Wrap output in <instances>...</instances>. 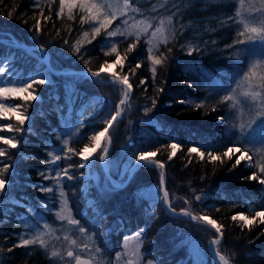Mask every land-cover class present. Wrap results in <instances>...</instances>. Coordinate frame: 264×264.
<instances>
[{
	"label": "trees",
	"instance_id": "obj_1",
	"mask_svg": "<svg viewBox=\"0 0 264 264\" xmlns=\"http://www.w3.org/2000/svg\"><path fill=\"white\" fill-rule=\"evenodd\" d=\"M34 3L41 4L45 16L49 15L48 0H0V61L9 66L6 74L14 79L46 80L44 85L35 84V91L30 89L37 99H13L14 104L23 105L18 112L29 116L22 126L25 131L2 132L8 137L16 136L21 142L16 148L0 142V147L7 150V155L0 157V167L4 162L11 164L5 177L10 181L5 185L6 194L0 193V249H3L0 264H61L60 259L51 257L48 247H14L12 252L8 248L20 243L34 212L58 221L52 210L61 201L59 185L39 173L55 175V171L69 165L73 166L68 171L74 178L65 177L62 181L68 206L73 218L94 234L104 253L114 256L126 235L143 229L142 251L147 261L222 264L210 251L209 242L216 238L215 230L188 216L173 214L158 198L166 188L177 213L187 208L193 215L208 216L222 225L224 237L217 247L229 264H264V235L260 234L264 232V224L255 217L256 211H264L261 207L264 185L244 179L252 172L264 178V173L247 167V158L232 168L245 151L253 165L264 164V150H256V144H247L237 127V114H241L242 107L245 131L249 121L256 118V105L243 95L250 90L244 74L259 61L257 72L264 75V57L259 55L258 48L256 54L250 53L247 50L250 45L226 47L237 39H246L237 35V29L243 30L240 17L235 15L237 11L246 19L255 17L250 22L259 26L264 17L261 0H243V6L241 0H135V6L141 8L136 13L137 19L151 23L150 31L159 20L179 9L172 20L176 37L153 51L157 57L162 53L167 57L156 65L154 80L145 34L126 59L125 49L135 42V35L126 40L119 36L111 38L118 41L123 65L115 63L111 73L103 70L101 76L108 81L105 83H98L87 74L89 68L99 71L106 60L109 65L116 59L115 54L104 55L105 35L102 33L91 44L83 43L81 60L75 52L76 41L83 39V32L90 31V25L78 22L82 15L79 9L74 11L75 22L66 17L59 20L56 18L59 0H56L51 5L53 20H42L43 31L36 33L30 31L35 23L33 16L38 17L40 11ZM118 23L119 19L114 20L109 31L119 27ZM47 56L49 65L45 61ZM136 63L140 67L133 73L131 68ZM109 74L127 75L133 88L126 104L120 106L124 112L109 130L111 143L105 141L106 167L98 159L102 149L90 161V177L84 178L81 175L89 169L77 166L84 163V158L68 153L71 159H65L58 150L72 148L80 152L85 145L92 147L91 135L107 127L105 121L115 114L123 98L121 87L111 82ZM142 79L144 85L139 84ZM226 95H232L233 100L224 101ZM153 99L156 107L146 111ZM180 100L185 103H178ZM195 104L203 106L197 108ZM221 115L225 120L217 119ZM11 117L2 121L15 127L17 114ZM236 136H241L240 141H235ZM64 141H68L67 145ZM173 143L180 147L169 159L172 152L169 145ZM194 147L205 153L203 159L199 152H189ZM233 147L240 152L233 154L229 151ZM158 148L155 159L165 165L163 185L160 169L138 165L136 159L141 150L154 152ZM213 149H219L214 155L227 151L232 159L223 156V163L210 160L208 152ZM52 152L61 155L59 167L43 163L51 159L48 154ZM134 165L135 171L130 176ZM40 186L51 187L53 191L41 192ZM157 188L161 189L159 193ZM196 195L201 196L200 201L195 200ZM241 213L249 220L255 217V223L245 226L243 221L231 219Z\"/></svg>",
	"mask_w": 264,
	"mask_h": 264
},
{
	"label": "snow or ice",
	"instance_id": "obj_2",
	"mask_svg": "<svg viewBox=\"0 0 264 264\" xmlns=\"http://www.w3.org/2000/svg\"><path fill=\"white\" fill-rule=\"evenodd\" d=\"M56 0H48V6H49V15L45 16L44 14V8L39 3H34V7L39 8V14L38 17L36 15L33 16V19L35 23L30 28V31H34L36 33H40L43 31V27L41 24V21H52L53 17L51 15V5L55 4ZM261 4L264 5V0H261ZM241 6H243V0H241ZM79 9V13H82V15H79V23L81 25L88 24L90 25V31H84L83 32V39L77 40L75 45V52L78 55V58L83 60V55L81 53V46L83 43L91 44L97 37L101 36L103 33L105 35V40L103 43L102 48H106L107 51H104V55L106 56H112L115 54L116 59L113 61L117 65H123V60L120 58V51L118 50V41H115L111 38L115 37H124L125 40L128 37H132L135 35V42L129 43L128 47L125 49L124 59L127 58V54L129 52L134 51L136 48V44L140 42V33L139 32H133L127 30V28H124L123 30L121 27H117L111 31L109 29L112 27L113 21L117 19V11H119L120 16H126L128 12L132 13H140L141 8L135 6V0H122V3L120 0H116L114 3L113 0H59V6L58 10L56 11V18L59 20H64L65 17L69 21L75 22L77 20V16L74 14V11ZM155 7H153L152 11H155ZM15 11V9H13ZM179 9H177V12ZM177 12H173L172 16L168 18L167 25L165 24V20L161 19L159 20V26L155 28V31L151 33V36L156 39V43L153 45V41L149 40L148 44L153 45L152 47L148 48V59L152 63L151 72L153 80L155 79L156 75V65L162 64L167 57L162 53L160 57H157L153 54V47H159V44H165L167 45L169 43V33L171 34L172 38L175 39L176 37V29L172 23L173 17L177 16ZM11 15V14H10ZM236 17H240L239 23L243 26V30L237 29V35L238 37H246V39H237L233 42L232 45H226V47H233L235 45H250L247 50L252 53L253 55L256 54V48L259 49V55L261 57H264V17H262L259 21V26H254V23H251V21H255V17H251L250 20L246 19L241 16V13L239 11L236 12ZM231 20L232 17H229ZM27 23V21H25ZM123 25H128V20L124 19L122 21ZM140 25H145L143 28V31L146 33L149 28L152 27L151 23L145 24L144 20H141L138 22ZM132 28H136L137 25H132ZM59 35V33H57ZM91 35V38L89 39V36ZM182 35V33H181ZM65 44H68V40H64ZM172 49L169 48L168 52H171ZM87 63V61H85ZM108 66V61L106 60L104 62V65L100 68L99 71H92L91 68H89L87 71L90 74V76L98 83H105L108 82L106 79H104L101 76V73L103 72V68ZM260 66V62L257 61L253 63L247 70V72L244 74V80L247 82V85L249 87V91H246L243 93L244 97L250 98L252 103L256 105L257 107V113L256 118L249 121L248 124V130L245 131V126L241 124L240 126V135L244 138V140L247 142V144H264V75L257 72V68ZM140 64L136 63L135 67L131 68V71L134 73L135 68H139ZM9 66L4 64L2 61H0V83H3V78L6 75V72L8 71ZM110 80L114 84H118L122 89V95L123 98L119 102V106H117L118 110L115 111L114 115H111V118L105 123L107 124V127L103 129V131H98L96 134L91 135L90 140L93 142L92 152H95L97 148L100 147V141L102 138H105L106 134L108 133L109 128L112 127L113 122L116 121L117 117H120L121 114L124 112V108L120 107L122 105H125L126 102L129 99L130 92L133 88V85L129 82L128 76H117L116 74H109ZM48 83H51V81H47ZM46 83L45 79L36 80L35 77H31L28 80L23 79H16V80H8L9 86H2L0 87V99L7 100L10 97H18L21 96V94L27 93V95L23 96V100L27 101L29 98L32 100L37 99L36 96L32 95V92L29 91V89H35L33 86L35 84L44 85ZM140 85L145 84V80L139 81ZM254 88H259L260 91L253 90ZM146 91V89H145ZM160 91H163V89H160ZM224 101H232L233 96L232 95H226L223 97ZM178 103L184 104V100L178 101ZM188 103H193L192 101H189ZM202 104H195V107L200 108L202 107ZM235 107V103L232 105ZM23 107V105L20 104H14L9 105L6 103H0V117H4L6 119L11 120L12 117L8 115V113H16L17 114V125L14 127L12 123H8L5 125L0 126V131H5L8 133L11 132H17L22 133L25 131V129L22 127L25 123V120L29 119L28 115H25L24 112H18V109ZM156 107V100H152L151 107L146 109V111H151L152 108ZM27 109H25V112ZM217 119L223 121L225 120V117L223 115L218 116ZM88 138V137H85ZM111 136H107V143H111ZM0 142H2L4 145H8L10 148H16L17 145L21 142L19 139H17L16 136L8 137L6 135H0ZM68 141H64V145H67ZM169 147L172 149V152L169 156V159H171L172 156L175 155L176 149L180 147L179 144H171ZM59 152H62L65 159H71V157L68 155V153H73L76 156H83L84 161H88L91 153H89V148L87 145L84 146L83 150L80 152H75L72 148H67L65 151L64 148H60L58 150ZM159 151V148L154 151L150 152L147 150H141L138 157L136 158L139 162H142L143 166H152L154 168L160 169V182L161 185H163L164 182V174L163 169L165 165L155 159L157 152ZM229 151H232L233 154L240 152L239 148H233ZM189 152H199L201 159L204 158L205 153L200 152V149L198 147H194L189 149ZM213 152H219V149H213V151L208 152V158L212 161L220 160L221 163H223V156H228V152L225 151L221 155H214ZM7 150L3 147H0V157L6 156ZM51 159L45 160L43 163L46 164H53L56 165V167H59L57 165V162L61 160V155L56 154V152H52L48 154ZM108 155V148H103V154L98 157L99 160H105ZM247 158L249 161V164L246 165L249 168L255 167L259 170L260 173H264V164L257 163L253 165L251 163V156H248L247 151H245L242 155H240L234 164H232V168H235L238 164H240V161ZM228 159L231 160L232 156H228ZM79 168L86 167L85 163H79L77 165ZM11 167V164L4 162V166L0 167V193L6 194L5 185L9 184L10 181L7 180L5 177L9 173V168ZM73 167L72 165H69L67 168H62L60 171H55V175H45V173L42 171L39 173L40 176L44 177L45 180L52 179L55 181L57 185H59V192L61 197V211L58 212L57 218L60 220L67 219V222L71 226H75L77 231H79L81 234H84L86 232V229L81 226L80 220L74 219L69 214L68 216L63 215L66 206H67V197L66 193L63 190V184L62 181L65 177H67L68 180H72L74 176L69 173L68 168ZM231 170V169H230ZM244 179L250 180V181H257L259 184L264 185V178H261L256 174V172H252V174L248 177H245ZM160 188H157V192H160ZM39 191L41 192H52L53 188L48 186H40ZM159 199H162L167 208L173 213V214H180L184 216H188L191 220L196 221L197 223H203L204 225L210 226L212 229L215 230L216 238L211 240L209 242V246L212 248L214 254L216 257H218V261L222 262V264H229V259L221 254L220 248L217 247L221 245V240L224 237V232L222 231V225L217 224L215 219H211L208 216H199V215H193L191 211H189L187 208L181 209L180 213H177V209L172 206L170 200H169V192L165 188L163 189V195L162 197H158ZM196 201L201 200L200 195L195 196ZM187 203V201H185ZM261 207H264V205H261ZM219 211V209H217ZM255 217H259L260 224H264V211H256ZM255 217L252 220H249V217L244 215L243 213L238 215H233L231 219L233 221H243L245 226H250L251 224L255 223ZM45 229H48L49 231H52V229L49 228L48 224L44 225ZM143 229L138 230L135 233V238L139 239L143 233ZM46 233H42L39 231H36L31 238H25L24 235L20 236V243L13 245V247L8 248L9 252L13 251L14 247H26L29 245H39L41 248L47 249L48 242L44 239V235ZM261 235H264V232L260 233ZM65 240H68V237H64ZM125 246L127 245V240H125ZM71 245H76L77 241L75 239L70 241ZM84 248L87 249L88 246L84 245ZM0 251H3V249H0ZM96 254L100 253V248L95 249ZM132 255L136 256L138 259L141 258L139 247H137L136 251L132 253ZM66 256L68 258H71V260L74 262V264H101V261L97 260L95 256L90 257L89 259H83L81 255L75 253L71 247L66 252ZM52 258H61L63 259L62 254L59 251L53 250L51 252ZM118 258V257H117ZM128 264H132V261L130 260ZM148 264H152V261H148Z\"/></svg>",
	"mask_w": 264,
	"mask_h": 264
},
{
	"label": "rangeland",
	"instance_id": "obj_3",
	"mask_svg": "<svg viewBox=\"0 0 264 264\" xmlns=\"http://www.w3.org/2000/svg\"><path fill=\"white\" fill-rule=\"evenodd\" d=\"M113 2L115 3L116 0H113ZM120 2L122 3V0H120ZM168 18L169 17L163 19V20H165V24L166 25H167ZM117 19H119L118 26L121 27L122 30L124 28H127V30L133 31L134 33L135 32H139L140 36L142 34H145L147 43H148L149 40L153 41V45L156 43V39H158V38H153L151 36V33L153 31H155V28L157 26H159V22H158V24L156 25V27L154 29H152L150 31V28H149L147 30V32L145 33L143 31V28H144L145 25H139L138 24L139 20L137 19V14L136 13L128 12L126 16H120L119 11H117ZM124 19L128 20V25H126V26L122 24V21ZM172 23H173V21H172ZM134 24L137 25L136 28H132L131 27ZM171 38H172V36L169 33V39H171ZM161 44H159V47L161 46ZM153 45L148 44V47H152ZM155 49H157V47H153V51ZM114 69H115V63H110L103 70L106 71V72L111 73V72L114 71ZM87 74L90 75L89 73H87ZM10 79L11 80H16L14 78H11L10 75L6 74L5 77L3 78V83H0V87L9 86L8 85V80H10ZM29 91H30V89H29ZM25 95H27V93L21 94V96H18V97H10L7 100L0 99V103H6V104H9L11 106V105H14V101H15L16 98H23V96H25ZM13 99H14V101H13ZM235 100L241 104L239 98L236 97ZM15 104H16V102H15ZM242 111H243V107L241 108V114L240 113L237 114L238 117H239V122L237 124V127H239V131H240L241 124L244 125V123L241 121V119L243 118ZM8 115L9 116H15L16 113H8ZM2 120L7 121L8 119H6L4 117H0V126L5 125L4 121H2ZM109 130H110V128H109ZM109 130H108V133L106 134L105 138L101 139L100 147L97 148L95 152H97L99 150H102L104 148V145H106L105 141H107V136H109ZM2 132H6V130L5 131H0V135H2ZM240 139H241V136H238L235 139V141L238 142V141H240ZM92 147H89V153H91V155L89 157V160L87 162L84 161V163L86 164L85 168L87 170L89 169L90 161H91V159L93 158V156L95 154V152H92ZM255 147H256V150H258V151H263L264 150V144L256 143ZM102 154H103V151H102ZM1 160L2 159L0 158V161ZM101 161H102V164L104 166L106 161H107V158L105 160H101ZM105 167H106V165H105ZM90 175H91V172H90V169H89V171H85L81 175V177L89 178ZM87 187L88 186H86L85 189ZM60 211H61V201L59 203V206L57 208L53 209L52 212L54 213V216L57 218L56 214L58 212H60ZM62 214L65 215V216H68L70 214L71 217L73 218L72 212H71V209L68 206V203H67V206H66V208H65V210H64V212ZM57 220L58 221H51V220L48 219V216L43 215L40 212H34L33 213V217H31V219H28V222L26 223V229L24 230L23 233H24L26 238H31V236L36 231H39V232H42V233H46L44 235V239L48 242V249L50 251H53V250L59 251L62 254V256H63V259L57 257L58 259L61 260V264H74V262L71 260V258H68L66 256V252L69 250L70 247L75 253L81 255L83 259H89L90 257L95 256V258L97 260L101 261V264H128V262L130 260L132 261V264H148V261L145 260L144 256H143V251H142L143 240H142L141 237L139 239L135 238V234L126 235L124 237L123 241H122L121 249L118 250L114 254V256H111V255L103 252V250L98 246V244L96 242V239L94 237V234L91 233L87 228L84 227L86 229V232L84 234H81L79 231H77L75 226H71V225L68 224L67 219L62 221V220L57 218ZM45 224H48L49 228L52 229V231H49L48 229H45L44 228ZM65 236L68 237V240L64 239ZM73 239H75L77 241V244L74 245V246L70 244V241L73 240ZM125 240H127V245L126 246H125V243H124ZM84 245H87L88 248L85 249ZM137 247H139V252H140V254H142L141 258H139V259L136 256L132 255V253H134L136 251ZM96 248H100V253L99 254H96V252H95ZM152 264H154V263L152 262Z\"/></svg>",
	"mask_w": 264,
	"mask_h": 264
},
{
	"label": "water",
	"instance_id": "obj_4",
	"mask_svg": "<svg viewBox=\"0 0 264 264\" xmlns=\"http://www.w3.org/2000/svg\"><path fill=\"white\" fill-rule=\"evenodd\" d=\"M46 63H47L48 65L50 64V57L47 58ZM137 164H138V165H141L142 162H138ZM137 164H136V165H137ZM136 165L133 166L132 171H131V175L134 173L135 168H136Z\"/></svg>",
	"mask_w": 264,
	"mask_h": 264
}]
</instances>
